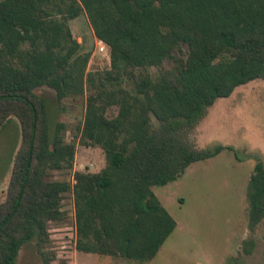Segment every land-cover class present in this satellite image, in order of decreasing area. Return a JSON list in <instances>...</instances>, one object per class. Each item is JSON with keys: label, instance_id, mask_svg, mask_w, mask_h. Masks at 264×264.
Returning a JSON list of instances; mask_svg holds the SVG:
<instances>
[{"label": "trees", "instance_id": "trees-1", "mask_svg": "<svg viewBox=\"0 0 264 264\" xmlns=\"http://www.w3.org/2000/svg\"><path fill=\"white\" fill-rule=\"evenodd\" d=\"M83 14L108 46L105 69L88 70L90 53L73 34L70 21ZM256 79L264 80V0H0V130L13 116L21 128L0 202V264H19L32 240L40 264H53L62 243L153 259L177 227L153 187L225 148L188 138L219 98ZM41 87L59 101L86 95L79 143L105 153V166L75 171L73 185L52 177L73 169L77 143L62 121L51 136ZM249 184L247 254L264 222V161ZM69 191L72 234L57 237L50 225L65 219Z\"/></svg>", "mask_w": 264, "mask_h": 264}, {"label": "rangeland", "instance_id": "rangeland-1", "mask_svg": "<svg viewBox=\"0 0 264 264\" xmlns=\"http://www.w3.org/2000/svg\"><path fill=\"white\" fill-rule=\"evenodd\" d=\"M74 36L82 44L81 52L90 53L88 70L105 69L109 53L97 50V37L85 14L70 21ZM156 68L152 69L155 74ZM48 105L50 132L59 121L66 123V138L76 140L73 169L53 171V178L74 184L75 171L101 170L106 164L104 151L79 143L86 112V95L58 100L49 87L37 89ZM114 107L109 115L117 114ZM153 122L158 125L156 119ZM197 148H225L216 156L192 163L176 180L153 187L177 222V227L157 256L145 262L118 256L79 252L74 247L57 248L53 264H264V222L254 238V250L244 252V241L253 236L249 222L250 176L254 166L264 161V80L256 79L239 86L231 96L219 98L207 116L189 135ZM21 142L17 117L10 118L0 130V202L8 189L14 155ZM65 219L53 222V234L71 235L75 219L74 195L67 192L63 201ZM52 245V244H51ZM19 264H40L36 240L24 244Z\"/></svg>", "mask_w": 264, "mask_h": 264}, {"label": "built area", "instance_id": "built-area-1", "mask_svg": "<svg viewBox=\"0 0 264 264\" xmlns=\"http://www.w3.org/2000/svg\"><path fill=\"white\" fill-rule=\"evenodd\" d=\"M97 50L100 53H109L107 44L102 39H98V38H97Z\"/></svg>", "mask_w": 264, "mask_h": 264}, {"label": "crops", "instance_id": "crops-1", "mask_svg": "<svg viewBox=\"0 0 264 264\" xmlns=\"http://www.w3.org/2000/svg\"><path fill=\"white\" fill-rule=\"evenodd\" d=\"M73 20H75V19H73ZM71 21H72V20H71ZM70 24H71V22H70ZM72 28H73V27H72ZM72 28H71V29H72ZM77 251H78V250H77ZM79 252H80V251H79Z\"/></svg>", "mask_w": 264, "mask_h": 264}]
</instances>
